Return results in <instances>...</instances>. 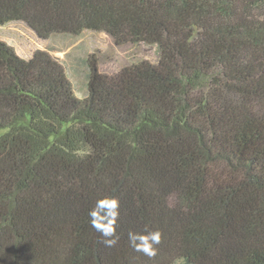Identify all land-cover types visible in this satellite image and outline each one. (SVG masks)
<instances>
[{"label": "trees", "instance_id": "obj_1", "mask_svg": "<svg viewBox=\"0 0 264 264\" xmlns=\"http://www.w3.org/2000/svg\"><path fill=\"white\" fill-rule=\"evenodd\" d=\"M157 46L80 99L0 41V264H264V0H0V27ZM119 200V243L88 212ZM162 232L149 259L130 231Z\"/></svg>", "mask_w": 264, "mask_h": 264}, {"label": "rangeland", "instance_id": "obj_2", "mask_svg": "<svg viewBox=\"0 0 264 264\" xmlns=\"http://www.w3.org/2000/svg\"><path fill=\"white\" fill-rule=\"evenodd\" d=\"M0 41L15 48L24 59H30L36 51H46L56 57L65 67L76 95L88 96L90 77L89 60L96 59L101 71L115 75L122 69L150 61H159L157 46L128 44L119 46L105 32L84 31L80 36L55 34L43 39L25 22L17 21L0 27ZM177 264H183L177 262Z\"/></svg>", "mask_w": 264, "mask_h": 264}, {"label": "clouds", "instance_id": "obj_3", "mask_svg": "<svg viewBox=\"0 0 264 264\" xmlns=\"http://www.w3.org/2000/svg\"><path fill=\"white\" fill-rule=\"evenodd\" d=\"M119 200L114 197L97 199L88 212L90 226L99 234L101 242L109 248L115 247L120 236L117 232L119 219ZM162 242V232L145 228L142 233H128L129 246L137 253H142L149 259L154 258L158 246Z\"/></svg>", "mask_w": 264, "mask_h": 264}]
</instances>
